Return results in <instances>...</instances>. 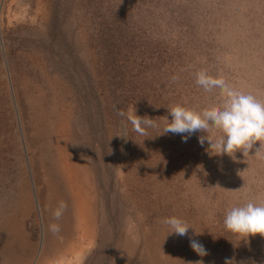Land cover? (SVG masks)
<instances>
[{"label": "rangeland", "instance_id": "1", "mask_svg": "<svg viewBox=\"0 0 264 264\" xmlns=\"http://www.w3.org/2000/svg\"><path fill=\"white\" fill-rule=\"evenodd\" d=\"M200 74L264 101V0H0V264H264V238L224 227L264 204V141L208 156L161 135L173 106H221Z\"/></svg>", "mask_w": 264, "mask_h": 264}, {"label": "clouds", "instance_id": "2", "mask_svg": "<svg viewBox=\"0 0 264 264\" xmlns=\"http://www.w3.org/2000/svg\"><path fill=\"white\" fill-rule=\"evenodd\" d=\"M197 91L205 98H218L222 100L221 106L200 118L183 106L176 105L168 110L171 119L168 121L161 135L174 133L187 149L199 138L206 137L207 141L201 140V151L207 149L214 151L215 156L227 155L235 157L237 151L243 156L249 155L254 145L259 143L255 154L260 151L261 141H264V101L258 100L254 95L239 91L225 82H214L206 75L200 74L196 78ZM121 116L127 115V119L134 125L137 131H144L142 125H154L152 118L136 115V109L130 108L128 113L120 112ZM147 117V119H145ZM217 133L219 135L217 136ZM217 136L215 141L212 137ZM231 154V155H230ZM213 156V155H212ZM211 157V156H210ZM63 204H61V208ZM54 215L59 217L60 210ZM165 231L170 234V239H175L183 244L188 242L189 233L193 232L178 222L163 221ZM56 229L57 225H52ZM224 227L231 233L245 236L259 235L264 238V204L248 201L245 204L234 206L229 209L224 217ZM191 248L199 256H205L204 246L197 240L191 242ZM232 259H226L229 264ZM203 264L202 261H197Z\"/></svg>", "mask_w": 264, "mask_h": 264}, {"label": "bare ground", "instance_id": "3", "mask_svg": "<svg viewBox=\"0 0 264 264\" xmlns=\"http://www.w3.org/2000/svg\"><path fill=\"white\" fill-rule=\"evenodd\" d=\"M62 137H57L56 138V147L58 148H61L63 147V144H62ZM68 159L66 157H64L62 159V162L60 163V167L63 166V167H67L66 164H64V162H67ZM78 174H79V169L77 167L76 164H74V169L72 170V177L70 178L72 181L74 180V182L76 181V178L78 177ZM78 227V226H77ZM51 261V260H50ZM40 264H48L46 261H42ZM51 264V263H50ZM52 264H60V262H57V263H52Z\"/></svg>", "mask_w": 264, "mask_h": 264}]
</instances>
